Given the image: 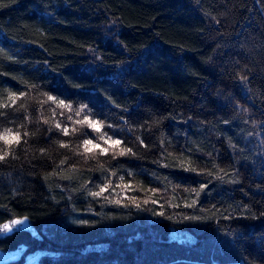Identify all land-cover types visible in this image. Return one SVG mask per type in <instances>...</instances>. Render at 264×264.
<instances>
[{
	"label": "trees",
	"instance_id": "16d2710c",
	"mask_svg": "<svg viewBox=\"0 0 264 264\" xmlns=\"http://www.w3.org/2000/svg\"><path fill=\"white\" fill-rule=\"evenodd\" d=\"M5 129L1 250L264 264V0H0Z\"/></svg>",
	"mask_w": 264,
	"mask_h": 264
},
{
	"label": "snow or ice",
	"instance_id": "6c2138e0",
	"mask_svg": "<svg viewBox=\"0 0 264 264\" xmlns=\"http://www.w3.org/2000/svg\"><path fill=\"white\" fill-rule=\"evenodd\" d=\"M21 95H24V94L21 93ZM10 99H12V103H15V94H11L10 95ZM48 100L56 102L58 104V106L67 107V108L71 109V105L70 104H66L65 101H63V100H57L56 97H53L51 95H48ZM86 107H87L86 105H81V107L77 110L76 114L79 115L82 111H84V109ZM78 123H86L89 127L93 128L97 132H101L102 128L104 127V124H103L102 121L93 120V119H91L88 116H85L84 120L83 121H78ZM57 127H60V125H57ZM108 127H111V125H108ZM63 131H64L65 135L68 134L67 128H64ZM9 133H11V129H5L3 133H0V140H4V142L6 144L9 143L10 142L9 139H8V134ZM25 135H28V133H25ZM12 139H14L16 141V143H19L20 142L19 133L14 134L12 136ZM100 139L104 140L106 143L110 142L114 146H118V145H120L122 143L120 140L113 139L111 136H108L107 133H102L101 136H100ZM83 144L85 145V150L86 151L90 152L94 148H99L100 152L102 154H105L107 152V149L100 147L99 144H93L92 140L86 139V140L83 141ZM88 145H91L92 147L88 148L87 147ZM61 147H67V145L61 144ZM130 152H131V149H127L126 148V149L122 150L119 154L120 155H124V154L130 153ZM4 158H5L4 155H0V161H2ZM105 190H106V188H102L100 192H94V193H91V195L100 196L101 193L103 191H105ZM137 207H139V205H137ZM25 219H27V218H25ZM23 222L24 221L20 220V219H13L9 223H5L3 225H0V232L11 231L13 226L22 224ZM82 223H86V222H82Z\"/></svg>",
	"mask_w": 264,
	"mask_h": 264
},
{
	"label": "rangeland",
	"instance_id": "374dc122",
	"mask_svg": "<svg viewBox=\"0 0 264 264\" xmlns=\"http://www.w3.org/2000/svg\"><path fill=\"white\" fill-rule=\"evenodd\" d=\"M24 246L12 251H4L0 249V264L12 262L13 264H38L40 251L30 254H24Z\"/></svg>",
	"mask_w": 264,
	"mask_h": 264
}]
</instances>
